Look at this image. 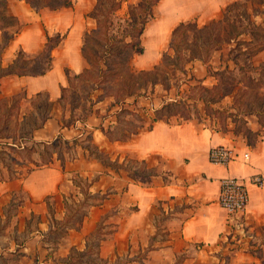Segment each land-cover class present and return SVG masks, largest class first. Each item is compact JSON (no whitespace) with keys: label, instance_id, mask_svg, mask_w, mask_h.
Listing matches in <instances>:
<instances>
[{"label":"crops","instance_id":"obj_1","mask_svg":"<svg viewBox=\"0 0 264 264\" xmlns=\"http://www.w3.org/2000/svg\"><path fill=\"white\" fill-rule=\"evenodd\" d=\"M235 1L239 0H160L155 9L159 17L147 24L142 36L144 52L134 57H142V67L150 66L149 32L150 51L155 53L168 42L167 50L179 24L218 19ZM91 7L93 0H74L73 8L59 11H36L23 0L8 3L21 30L2 53L3 67L11 65L20 50L26 59L35 57L44 48L47 35L66 36L53 51V66L45 75L0 79V104L7 106L21 94L15 114L18 130L28 126L29 115L33 126L41 123L36 121L41 99L45 98L50 112L40 128L32 126L28 136L21 137L18 165L12 172L0 162V264H69L75 262V254L90 251L91 259L106 264H223L220 244L230 232L232 216L218 203L220 181L227 177L247 181L254 174L264 177V128L256 117H247V125L257 132L255 142L248 144L230 131L224 133L193 120L178 123L172 118L139 129L127 141H110L102 129L117 125L121 106L113 96L94 98L99 90L92 94L93 105L88 102L86 115L64 126L67 108L61 101L62 88L68 84L66 70L75 75L86 67L82 46L84 34L90 30ZM198 63L202 62L189 65ZM149 95L127 99L126 106L132 111L127 119L152 122L155 111L168 98ZM6 141L0 143V150L10 145ZM61 143L71 149V156L62 153L63 160L53 149ZM216 146L234 149L236 160L226 166L212 164L209 153ZM45 149L51 152L50 159L38 165ZM92 151L104 153L106 162L123 165L128 171L113 168ZM24 152L30 156L26 158ZM245 153L249 154L247 161L243 160ZM136 161L146 169L143 174L138 173ZM30 164L36 167L22 174L23 167ZM80 181L89 184L88 202L82 211L77 203L86 198L79 190ZM248 189L246 215H263L264 184H248ZM16 198L18 210H12ZM261 249L264 257V246ZM254 259L257 262L252 264L260 262L253 254L238 251L226 260L227 264H246Z\"/></svg>","mask_w":264,"mask_h":264},{"label":"trees","instance_id":"obj_2","mask_svg":"<svg viewBox=\"0 0 264 264\" xmlns=\"http://www.w3.org/2000/svg\"><path fill=\"white\" fill-rule=\"evenodd\" d=\"M10 0H0V32L2 33V41L0 43V79L8 75L17 76H42L52 69L53 66V51L60 46L65 39V34H55L54 36H46V43L44 48L35 57L26 59L25 53L18 51L16 58L11 65L3 67L1 63V56L3 51L9 46V44L15 39L20 32L21 28L18 25L16 17L11 15L8 11V3ZM30 7L39 11L41 9H49L51 11H59L62 9H70L74 7V0H23ZM251 0L235 1L228 5L222 12V17L209 21L203 27H199L196 21H188L179 24L172 31L170 43L168 49L162 54L160 63L155 65L149 70L135 71L130 69V63L135 55H140L144 52V46L142 44V36L146 29L147 24L154 19L155 9L158 6L160 0H135V2H129L127 0H96V4L93 11L88 14V17L95 21V28L86 31L84 34V41L82 46V55L86 61L88 67H92L96 71L97 79L94 80L95 88L101 87L104 82L113 80L116 77L121 76L127 69L130 73L128 75H122V82L120 89L116 91V95H113L115 102L120 104L121 109L118 111V123L121 116L131 115L132 111L126 106L128 105L127 99L137 98L139 96H145L155 90L160 85L166 92H171L173 88H176V94L174 98L169 97L165 101L163 106L155 111V117L152 123L155 121L170 122L172 118L176 119V122L192 120L191 115L187 114L184 110L189 100H193L194 103L202 102L205 107L209 104L220 103L225 98H231L233 100L232 109H224L219 113H227L228 117L237 119L240 117L254 116L260 120H264V62L259 66L253 68L239 67L240 71H243L244 87H234L233 83L227 90H222V87L215 85L212 88H207L203 85L192 86L187 82L189 90L180 92L179 84H170L171 78H167L165 81L163 77L168 72H161V66H166L170 69L168 75H174L178 72L186 75V66L194 61H200L204 65H208L212 59V53L219 51L223 44L230 45L235 43V46L229 51V55L239 48L242 44H246L242 37L247 33L245 30L248 28H241L240 24L247 23V26L259 29L261 24L253 21L252 18H263V11H260V4L264 6V0H257L256 9L254 13L250 14L248 8ZM129 3L127 9L124 11L125 3ZM243 9L240 14V21L232 20L229 17V12L234 9ZM118 17L123 23H127L126 27L121 29V25L117 28L116 34L114 30L113 17ZM121 22V23H122ZM248 31V30H247ZM252 40L258 38V34L255 31L249 32ZM106 36V43L103 46L104 55L99 56V52H89L87 43L89 38ZM100 43V42H99ZM113 47L115 50H113ZM246 47L245 50H241L239 55L242 57L248 54V60L251 61L259 53L263 51L262 48L257 50H251ZM248 52V53H247ZM113 58V60H109ZM235 57L228 58L227 61L238 65V60H234ZM105 66V69L103 68ZM85 67L83 72L75 74L73 77L82 78L84 75H89V68ZM229 63L224 68L225 71L229 70ZM122 71V72H121ZM68 76V83L71 78L68 70H66ZM229 80H232V76H227ZM173 80V78H172ZM193 80V78H190ZM176 83V82H175ZM224 89V88H223ZM182 91V90H181ZM197 91L198 97H193L191 92ZM261 91H263L261 93ZM66 88H62V100L64 98ZM199 92H202L199 95ZM205 93V94H204ZM218 95V98L215 96ZM41 97V96H40ZM246 97V98H245ZM245 98V99H244ZM242 102V106L238 107L237 104ZM92 105V101L90 100ZM135 103V102H134ZM185 105L182 109H179L180 105ZM239 105V104H238ZM232 111V112H230ZM50 117V112L47 111V104L44 111L39 113L40 124H34L33 129L40 128L42 124ZM261 123V122H260ZM69 123L64 122V126H69ZM264 128V123L261 124ZM116 127V126H115ZM152 127V125L150 126ZM149 127V128H150ZM104 134L110 139L109 131L102 129ZM137 132H130L128 135H121L122 137L116 138L115 141H127L133 136L137 135ZM75 143V142H74ZM253 144V143H248ZM95 153V151H92ZM96 158L97 153H95ZM101 159V157H100ZM113 168H121L127 170L123 165L117 166L115 164L106 163ZM5 165V164H4ZM128 171V170H127ZM130 175H133L130 172ZM264 242H261L260 246H263ZM256 254V257L260 261L259 264H264V257L262 255V249ZM76 259V262L80 264H106L98 258L91 259L90 253H80ZM69 264H73L70 262Z\"/></svg>","mask_w":264,"mask_h":264},{"label":"rangeland","instance_id":"obj_3","mask_svg":"<svg viewBox=\"0 0 264 264\" xmlns=\"http://www.w3.org/2000/svg\"><path fill=\"white\" fill-rule=\"evenodd\" d=\"M127 1L132 2V3L135 2V0H127ZM93 2L95 6L96 0H93ZM128 4H129L128 2L125 3L124 11L127 9ZM255 4H257V0L250 1V5L248 8V12L250 14H253L254 9L257 8ZM260 6H261L260 11H263L264 6L261 4ZM91 11H93V8L92 10L89 11V13H91ZM242 12H243L242 8L241 9L236 8L232 10L231 12H229L228 14L232 20H235L237 22V21H240L241 19L240 14ZM158 14H159V11H156L155 18L159 17ZM263 15H264V12H263ZM221 17L222 15L219 18ZM113 20H114L113 33L116 34L117 28L120 25L122 26L121 29L126 27L127 23H123L122 21H120L117 16L113 17ZM252 20L256 21L258 24H261L260 25L261 27L257 29L256 27H253L252 25V28H251L250 26L249 27L247 26L246 22L241 23L240 24L241 28H245V27L248 28L247 29L248 31L245 30L247 34L242 37V40H245L246 44H242L239 48H237L233 52V54L229 55V51L232 48V46H235V43H231L230 45L223 44L219 51L212 53L211 55L212 59L208 65H204L203 63H198L197 65L190 67V65L188 64L189 66L188 65L186 66V75H183L178 72L177 74L174 73V75H171V76L168 75L171 72L170 69L166 66H161L160 67L161 72L158 74H162V72H168L167 76L165 75L163 77L164 81L168 77L171 78V82L168 81V83L174 84V85L179 84L180 92L189 90V87L187 86V82H189L192 86L201 84L207 88H212L215 85H219L222 87V90L224 91L227 90L225 88H229L232 85V83L234 87L243 88L245 84L244 79H243V71H240L239 67L241 66L243 68H253V67L259 66L261 63L264 62V16L263 18H252ZM209 21L206 22V21L201 20V21H197L198 22L197 24L199 27H203ZM89 22H90V25L88 26V29L91 30L95 28V21L94 20L92 21L90 19ZM252 30L258 34V38L255 39V41L251 39L250 34H249V32H251ZM54 35H51V36H54ZM105 39H106V36L105 37L104 36L102 37L92 36V38H89V42L87 43L88 51L93 52L95 50L99 52V56L100 54L104 55L103 46L104 44H108L106 43L107 41ZM148 40H150V42L147 43V46H148L147 56L152 58L151 60L153 61V64L147 67H142L140 65L142 62V57L137 56V57H134L133 60L131 61L130 69H134L135 71H142L143 68L144 70H149L153 68L155 65L160 63L159 61L162 57V53L166 50L168 42L165 46L161 44L163 46L159 47L160 50L155 51L154 53L150 51V49H152V33L151 32L148 33ZM246 47L249 48L248 49L249 52L251 50H257L258 48L259 49L262 48L263 51L259 53L256 57H254L251 61H249L247 59L248 54H245L242 57L239 55V52L241 50H245ZM113 50H115L114 47H113ZM232 56L235 57L234 60H238V65H236L235 63H232V61L230 62L227 61V59L232 58ZM109 60H113V58H110ZM227 63H229L230 69L225 71V74H223L222 72H224L223 70L225 66L227 65ZM86 67H88L87 64H86ZM88 68L90 71L88 73L89 75L85 74L84 77L82 78H75L73 77L74 75H70L71 81L70 83L67 84L64 98L61 101V106L65 109L67 108L66 110L67 111L66 113L67 123L71 124L72 121H74L76 118L86 115V110L88 109V106H89L88 102L92 100L91 96L95 91H98V90L100 91L98 95L94 93L95 94L94 98H98V100L100 98H104L105 96L116 95V91L120 89V84L122 82L121 76L128 75L130 73L128 71L130 69H127L125 73L121 74V76L116 77L113 80L110 79V81L104 82V84L100 85L101 87L95 88L96 86L93 81L97 79L96 71L92 67H88ZM103 68L105 69L104 65H103ZM228 75L232 76V80H229V78L227 77ZM190 78H193V80H190ZM175 89L176 88H173L171 92L169 93V92H166L162 86L158 85L155 88V90H153V92L150 93L149 96H152L153 93L155 94L157 93L158 97H163L165 99L169 97L174 98L176 94ZM262 92L263 91H261V93ZM191 93L192 94L190 95H192L193 97H198V95H196L197 91H194ZM201 94L202 92H199V95ZM20 95H17L16 97H14L12 99V103H8L7 106L5 103L0 104V143L2 144L6 141L4 137L9 138L6 142L9 141L10 143V145L5 147L6 149L2 147V149L0 150V162L3 165L5 164L4 166H7L10 172H12L13 167H16L15 165H18V152H19L18 150L22 149L21 148L22 147L21 137L24 135L26 137L28 136L26 132L29 128H32L33 126L32 122L34 120L33 117H31V115L27 116L28 126L20 127L21 129L18 130L19 129L18 119H16L15 114H16L17 105H18L16 103ZM218 97H219L218 95L215 96V98H218ZM41 100H43V103H42L40 112H43L45 105H46L45 104L46 101H45V98ZM186 103H187V107L184 104L183 105L181 104L179 106V109H182V107L185 106L184 110L186 111V113L191 115L192 120L196 122L198 125L212 127L224 133H228L230 131L231 134H234V136L237 137L239 140H244L247 143L255 142L257 132H254L249 128V126L247 125V121H246L247 117H243V118L240 117L237 119H232L228 117L227 113H219L224 109H232V105L234 104L231 98L227 97L224 100H222L220 103L211 104V105L209 104L207 107H205L202 102L194 103L193 100L191 101L189 100ZM238 104H237L238 107L242 106V102H239ZM127 117L128 115L120 117L119 124H117L116 127L110 130L111 131L109 132L110 139L107 137L108 140L114 141L116 138L122 137L121 135H128L130 132H134V131L137 132L139 131V129L147 128L152 124V122H149V120H146V119L145 121L147 122L140 123V122H134L131 118L127 119ZM36 121L40 122L41 120L37 119ZM173 121L175 120L173 119ZM256 122L258 123L259 126L262 127L261 124L264 123V120H260L256 118ZM106 131H109V129ZM1 138H3V140H1ZM53 149H54V152H58L57 158H59L60 160L64 159V157L62 156V153L64 152H67L71 156L70 147L62 143L60 145H56L55 148ZM50 154L51 152L47 151V149L42 151V159L38 163V165H42V163L48 162L50 159ZM23 155L26 158L30 156L29 152H26V153L24 152ZM97 157H99V159L101 157V160L104 163H108L105 161V160H108V156H105L104 153H97ZM136 163L140 164V167H139L140 169L138 173L143 174L146 170L144 169L143 164L137 161ZM35 167L36 166L34 164L25 165L23 169L21 170V173L22 174L27 173L30 169H33ZM17 170H18V166H17ZM78 186L80 188L79 190L82 193H84L85 198H86L84 201L81 200L79 204L77 203L78 206L81 205V207L78 209L82 211V207L86 205L88 202L86 194L88 193L89 184L88 182L80 181L78 182ZM19 203L20 201H18V198H16V201L14 203L15 208H12V210H15V209L18 210L17 206ZM79 210H76V211L78 212ZM230 226H231L230 232L226 235L225 239L220 244L222 247L221 252L224 254V258L222 256V258L224 259L223 264H227L226 259L228 257L230 258L231 256H235V254L238 251L251 253V254L258 253L260 251V249L262 248L260 244L261 242H264V214L259 215V216H253L250 214L246 215V213L242 215H234L231 218ZM99 233H100V230L96 234V239L98 238ZM89 253L92 254L91 251ZM254 256H256V254H254ZM77 257L78 255L75 254L74 258H77ZM254 261L256 260L254 259L253 261L246 263V264H252ZM177 263H179V259ZM73 264H80V262L79 261L76 262V259H75V262Z\"/></svg>","mask_w":264,"mask_h":264},{"label":"built area","instance_id":"obj_4","mask_svg":"<svg viewBox=\"0 0 264 264\" xmlns=\"http://www.w3.org/2000/svg\"><path fill=\"white\" fill-rule=\"evenodd\" d=\"M249 154L243 155V160L247 161ZM236 160L234 149L226 146H216L211 148L209 161L214 165L226 166ZM248 184L262 187L264 177L262 174H254L249 180L238 177H227L220 181V193L218 197L219 205L225 209L230 216L242 215L247 211L250 196Z\"/></svg>","mask_w":264,"mask_h":264}]
</instances>
